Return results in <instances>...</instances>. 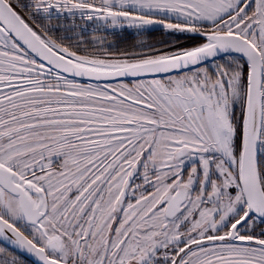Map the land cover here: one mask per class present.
<instances>
[{
    "label": "snow or ice",
    "instance_id": "snow-or-ice-1",
    "mask_svg": "<svg viewBox=\"0 0 264 264\" xmlns=\"http://www.w3.org/2000/svg\"><path fill=\"white\" fill-rule=\"evenodd\" d=\"M0 264H264V0H0Z\"/></svg>",
    "mask_w": 264,
    "mask_h": 264
},
{
    "label": "water",
    "instance_id": "water-1",
    "mask_svg": "<svg viewBox=\"0 0 264 264\" xmlns=\"http://www.w3.org/2000/svg\"><path fill=\"white\" fill-rule=\"evenodd\" d=\"M0 243L2 244V243H3V241H0Z\"/></svg>",
    "mask_w": 264,
    "mask_h": 264
}]
</instances>
